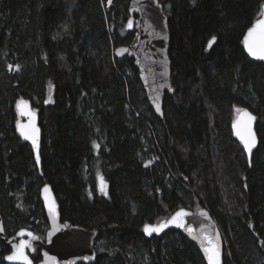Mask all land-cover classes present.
<instances>
[{"label": "trees", "instance_id": "obj_1", "mask_svg": "<svg viewBox=\"0 0 264 264\" xmlns=\"http://www.w3.org/2000/svg\"><path fill=\"white\" fill-rule=\"evenodd\" d=\"M129 2L0 0L6 237L25 228L44 239L40 190L50 184L62 221L97 231L95 264H205L177 231L143 234L145 224L182 208L210 213L223 237V264H264V62L243 49L264 0H159L174 90L162 119L133 60L114 57L134 36ZM20 99L39 115L40 167L16 132ZM237 108L257 120L250 161L231 131ZM97 170L107 195L95 194ZM9 252L0 242V264Z\"/></svg>", "mask_w": 264, "mask_h": 264}, {"label": "water", "instance_id": "obj_2", "mask_svg": "<svg viewBox=\"0 0 264 264\" xmlns=\"http://www.w3.org/2000/svg\"><path fill=\"white\" fill-rule=\"evenodd\" d=\"M128 15L129 19L126 23L127 31L134 32V36L129 45L119 46L114 50V57L117 59L128 58L133 60L134 67L138 71L139 81L144 89L146 99L155 115L159 119H162L164 97L166 94H173L174 91L171 82V62L168 56L170 44L168 19L164 14L163 6L159 2V0H130L128 5ZM262 18L264 17L260 16L259 19ZM129 21L132 22L131 27H129ZM243 49L250 60L261 61L250 57L246 49L244 48V45ZM19 101L26 102L27 107L25 108L21 106L18 108L17 105ZM156 103H158L160 106L159 112H157L156 110ZM15 109L19 118L18 121L21 125L29 124V114H35V125L39 129V152L41 143V129L39 126L38 112L34 110L31 102L26 99L18 100L15 104ZM244 110L255 116L250 110ZM21 112H23V115H21ZM239 115L241 114L236 113L233 123L238 119ZM233 123L231 125L233 138L244 151L243 145L235 135ZM256 124L257 120L255 119L252 122V131L255 134L257 144L253 151L258 147L259 144L258 136L256 133ZM16 132L25 144H29L31 146L36 159L37 150L33 149L30 140H25L20 135L17 129V124ZM244 153L248 161H250L251 157H249V155L245 151ZM37 166L40 167V162L39 164H37ZM45 188L48 189L47 194L44 191ZM46 195L48 197L47 201L45 199ZM40 199L48 222V230L45 234L44 239H41L33 231L25 228L18 230L16 234L11 237H6L3 219L0 215V242L4 243V245L10 251L4 257V263L22 264V262L9 261L6 259V257L9 256L13 252L15 246L23 240L27 241L30 245L24 250L30 264H95L97 254L94 250V244L98 235L97 231L87 230L83 227L72 225L69 222L62 221L59 212V204L50 184H45L41 188ZM50 203L54 204L55 207V224L53 223V217L48 211V205ZM180 211L188 213L187 216L182 218L183 227H176L174 224H169V226L166 227L162 232H160L159 234L153 233L151 236L146 235L143 231L145 238L151 239L154 236H160L167 230L177 231L197 248L204 263L208 264L204 252L201 248L200 237L202 235H209L210 237L215 238L218 234V243L221 252L220 261L221 264H223V237L217 223L212 218L210 213L204 209L192 211L182 208L174 212L167 220H170L177 212ZM202 212L207 213V219L201 215ZM189 228L193 230L191 234L188 232ZM21 232L31 233L32 236L36 237V239H32L28 235L21 237L19 235ZM49 233H52V235L50 236ZM36 253H39L41 256V260L38 263H34V261L32 260V256Z\"/></svg>", "mask_w": 264, "mask_h": 264}, {"label": "snow or ice", "instance_id": "obj_3", "mask_svg": "<svg viewBox=\"0 0 264 264\" xmlns=\"http://www.w3.org/2000/svg\"><path fill=\"white\" fill-rule=\"evenodd\" d=\"M111 2V0H109ZM261 17H264V5L261 6ZM132 22L129 21V27H131ZM215 37L211 41H209V47H211L212 43L214 42ZM243 45L246 49L248 55L256 60L264 61V18L258 19L255 21L252 27H250L247 31V34L244 36L243 39ZM47 103V101H46ZM18 108L23 106L27 107L26 102L19 101L18 102ZM156 110L157 112L160 111V106L158 103H156ZM236 112L238 114H241L238 116V119L233 123V129L235 131L236 137L239 139L240 143L243 145L244 151L249 155V157L252 156L253 149L256 147V137L255 134L252 131V122L256 119L255 116L250 114L248 111L244 109H236ZM21 115H23V112H21ZM30 121L27 125H21L19 121L17 122V129L20 133V135L25 140H30L32 143V147L34 150H37V156L36 161L37 164L40 162V156H39V129L35 125L34 120V113H30ZM94 147H98L94 144ZM106 185L103 182V179H100V187L99 191L103 195H107L106 192ZM45 193L47 194L48 189L45 188ZM46 201L48 200L47 195L45 196ZM48 211L50 215L53 217V223L55 224V207L54 204L50 203L48 205ZM188 213L184 211L177 212L170 220L161 222L156 225H149L145 224L143 231L146 235L151 236L153 233L159 234L162 232L166 227L169 226V224H174L176 227H183V217L187 216ZM202 216H204L207 219V213L202 212ZM192 229L189 228L188 232L191 234ZM21 237L28 235L32 239H36L35 236H32L31 233H24L21 232L19 234ZM51 236L52 233H49ZM196 238V237H193ZM201 240V248L204 252V255L207 259L208 264H221L220 261V246L218 243L219 236L215 238L210 237L209 235H202L200 237ZM29 243L27 241H21L18 245L15 246L13 252L6 257L9 261H15V262H22V264H30L28 257L25 255V249L29 247ZM87 259V258H85Z\"/></svg>", "mask_w": 264, "mask_h": 264}, {"label": "rangeland", "instance_id": "obj_4", "mask_svg": "<svg viewBox=\"0 0 264 264\" xmlns=\"http://www.w3.org/2000/svg\"><path fill=\"white\" fill-rule=\"evenodd\" d=\"M50 94H49V100H50V96H51V90H50V92H49ZM103 179V175H102V173H101V171H99V170H97V172H96V174H95V194H97V195H103V194H101V192L99 191V187H100V179Z\"/></svg>", "mask_w": 264, "mask_h": 264}]
</instances>
